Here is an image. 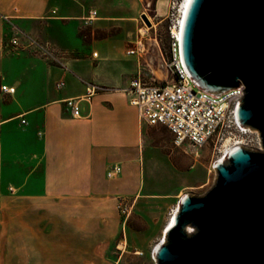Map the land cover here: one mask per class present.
Wrapping results in <instances>:
<instances>
[{
  "label": "crops",
  "instance_id": "0c3cea01",
  "mask_svg": "<svg viewBox=\"0 0 264 264\" xmlns=\"http://www.w3.org/2000/svg\"><path fill=\"white\" fill-rule=\"evenodd\" d=\"M94 3L0 0V86L14 88L0 92V264H97L98 214L109 200L139 196L145 146L159 151L150 145L163 126L141 122L122 92L139 71L156 84L170 81L159 48L128 55L121 40L83 33L81 18ZM162 6L157 1L155 12ZM131 9L99 19L136 27L140 9ZM13 28L48 42L64 67L30 50L8 53ZM132 34L125 41L134 43ZM67 99L77 100L79 117ZM112 166L120 173L108 179Z\"/></svg>",
  "mask_w": 264,
  "mask_h": 264
},
{
  "label": "water",
  "instance_id": "95a60500",
  "mask_svg": "<svg viewBox=\"0 0 264 264\" xmlns=\"http://www.w3.org/2000/svg\"><path fill=\"white\" fill-rule=\"evenodd\" d=\"M183 65L204 91L244 87L237 123L260 150L237 147L214 163L213 185L184 196L154 247L155 264H264V0H189Z\"/></svg>",
  "mask_w": 264,
  "mask_h": 264
},
{
  "label": "rangeland",
  "instance_id": "374dc122",
  "mask_svg": "<svg viewBox=\"0 0 264 264\" xmlns=\"http://www.w3.org/2000/svg\"><path fill=\"white\" fill-rule=\"evenodd\" d=\"M92 1L98 3L90 4L87 13L81 18L83 33L92 32L96 39L121 40L125 54L126 50L134 46V43L125 41L129 32L133 31V41L135 37L139 38L140 32H145L142 37L145 52L147 47H158L162 61L166 60L169 42L165 21L167 0H113V3L112 0ZM157 1L163 3V6L155 12ZM132 7L140 9V14L136 15V27L122 19L107 22L99 19L101 16L125 17ZM90 12H95L94 18L85 21ZM73 53L76 54L75 51ZM159 128L156 131L159 138L153 140L150 146L160 152L151 150L146 142L143 186L139 196L114 198L113 203L109 200L104 205L106 211L98 214L101 254L97 264H155L152 252L179 201L187 195H203L215 181L216 174L212 165L219 160L220 155L214 151L213 142L199 149H193L186 143L175 146L168 130L165 127ZM241 146L258 150L250 147L245 140ZM84 219H90V214H84ZM84 264L88 263L84 261Z\"/></svg>",
  "mask_w": 264,
  "mask_h": 264
},
{
  "label": "built area",
  "instance_id": "2783aa9c",
  "mask_svg": "<svg viewBox=\"0 0 264 264\" xmlns=\"http://www.w3.org/2000/svg\"><path fill=\"white\" fill-rule=\"evenodd\" d=\"M187 3L188 0L166 2L165 21L169 42L163 65L170 81L156 84L145 72L139 71L130 79L122 92L128 103L137 109L139 120L150 126L165 127L172 135L175 146L186 143L193 149H199L213 142L214 151L222 157L225 149L232 146L242 147L241 143L245 140L250 147L259 150L258 133L237 123L236 112L244 87L239 85L235 89L214 96L202 90L183 65L180 53V30ZM94 15L95 12H90L85 21H91ZM144 33H139L140 36L135 40L133 48L127 50L128 55H141L145 52V44L142 40ZM5 46L8 53L30 50L41 59L64 67L61 52L56 51L48 42L33 39L15 28L12 29ZM62 86V82L57 84V88ZM101 89L90 86L88 92ZM0 92L12 94L14 88L1 85ZM64 103L73 117H79L77 100L67 99ZM21 123L25 121L22 120ZM212 169L214 170V164ZM119 173L120 167L112 166L106 171V177L112 179Z\"/></svg>",
  "mask_w": 264,
  "mask_h": 264
},
{
  "label": "bare ground",
  "instance_id": "6f19581e",
  "mask_svg": "<svg viewBox=\"0 0 264 264\" xmlns=\"http://www.w3.org/2000/svg\"><path fill=\"white\" fill-rule=\"evenodd\" d=\"M188 2H189V0H188ZM187 4H188V3H187ZM235 148H237V147H233V146H232V147H228L227 149H225L224 152H223L222 157L219 158V160L225 159V158L227 157V155L229 154V152H231V150H233V149H235ZM219 160H218V161H219ZM176 209H177V208H176ZM176 209L174 210V212H172V215H171L170 218L168 219V221H167V223H166L164 229H165L169 224H171V219H172V216H173V214L175 213ZM161 239H162V235H161V237H160L158 243L161 241ZM158 243H157V244H158Z\"/></svg>",
  "mask_w": 264,
  "mask_h": 264
}]
</instances>
